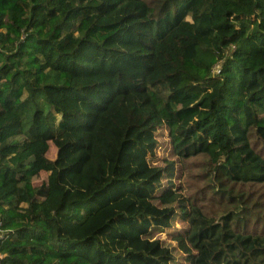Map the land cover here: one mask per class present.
Returning <instances> with one entry per match:
<instances>
[{
    "label": "trees",
    "instance_id": "trees-1",
    "mask_svg": "<svg viewBox=\"0 0 264 264\" xmlns=\"http://www.w3.org/2000/svg\"><path fill=\"white\" fill-rule=\"evenodd\" d=\"M0 264H264V0H0Z\"/></svg>",
    "mask_w": 264,
    "mask_h": 264
},
{
    "label": "rangeland",
    "instance_id": "rangeland-1",
    "mask_svg": "<svg viewBox=\"0 0 264 264\" xmlns=\"http://www.w3.org/2000/svg\"><path fill=\"white\" fill-rule=\"evenodd\" d=\"M182 163V162H181ZM184 168L190 176L184 180L185 189L178 191L173 203H196L207 215L219 216L230 210L239 208V194L230 187L220 185L219 180L210 171V162L207 155H199L183 161ZM193 175V176H192ZM46 178L45 172H40L36 184ZM169 184L179 181L168 180ZM251 187V186H248ZM101 201V198H99ZM99 201L90 200L81 206L77 213L82 215L85 211L97 206Z\"/></svg>",
    "mask_w": 264,
    "mask_h": 264
}]
</instances>
